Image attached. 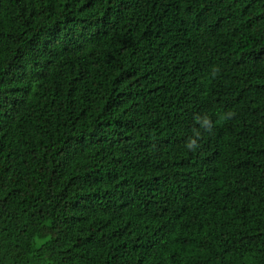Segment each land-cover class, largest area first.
Instances as JSON below:
<instances>
[{"label":"trees","instance_id":"16d2710c","mask_svg":"<svg viewBox=\"0 0 264 264\" xmlns=\"http://www.w3.org/2000/svg\"><path fill=\"white\" fill-rule=\"evenodd\" d=\"M0 264H264V0H0Z\"/></svg>","mask_w":264,"mask_h":264},{"label":"clouds","instance_id":"9594fccd","mask_svg":"<svg viewBox=\"0 0 264 264\" xmlns=\"http://www.w3.org/2000/svg\"><path fill=\"white\" fill-rule=\"evenodd\" d=\"M220 69L218 67H215L212 71V78H215L217 74L219 73ZM236 113L233 110H229L227 112H224L221 114L220 119L223 121H228L232 119ZM196 124L199 125V128H194L193 129V135L188 137V139L185 142L184 147L188 151H196L201 145L199 143L200 139H202V131L204 132H211L212 128L214 127L213 122L211 119L205 115V116H200L196 115L194 117Z\"/></svg>","mask_w":264,"mask_h":264}]
</instances>
